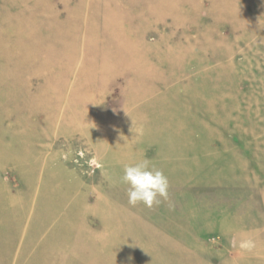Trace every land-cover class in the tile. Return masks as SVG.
<instances>
[{
    "label": "rangeland",
    "instance_id": "obj_1",
    "mask_svg": "<svg viewBox=\"0 0 264 264\" xmlns=\"http://www.w3.org/2000/svg\"><path fill=\"white\" fill-rule=\"evenodd\" d=\"M0 264H264V0H0Z\"/></svg>",
    "mask_w": 264,
    "mask_h": 264
},
{
    "label": "clouds",
    "instance_id": "obj_2",
    "mask_svg": "<svg viewBox=\"0 0 264 264\" xmlns=\"http://www.w3.org/2000/svg\"><path fill=\"white\" fill-rule=\"evenodd\" d=\"M121 182L127 185L128 203L135 207L159 205L169 198V180L162 170L142 159L123 169Z\"/></svg>",
    "mask_w": 264,
    "mask_h": 264
}]
</instances>
